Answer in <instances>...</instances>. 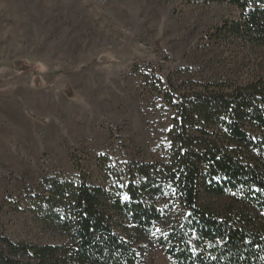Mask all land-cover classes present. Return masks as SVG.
<instances>
[{
	"label": "rangeland",
	"instance_id": "1",
	"mask_svg": "<svg viewBox=\"0 0 264 264\" xmlns=\"http://www.w3.org/2000/svg\"><path fill=\"white\" fill-rule=\"evenodd\" d=\"M238 17L215 2L0 0V242H65L33 204L48 176L107 186L112 169L164 162L165 88L257 76L254 54L217 33ZM162 228L140 243L142 264H169Z\"/></svg>",
	"mask_w": 264,
	"mask_h": 264
},
{
	"label": "trees",
	"instance_id": "2",
	"mask_svg": "<svg viewBox=\"0 0 264 264\" xmlns=\"http://www.w3.org/2000/svg\"><path fill=\"white\" fill-rule=\"evenodd\" d=\"M185 1L236 6L238 19L217 33L242 42L261 72L182 95L165 88L174 110L166 160L112 169L107 186L83 172L78 182L42 179L39 224L66 240L3 237L0 264H142L138 247L159 224L153 241L169 264H264V0Z\"/></svg>",
	"mask_w": 264,
	"mask_h": 264
},
{
	"label": "snow or ice",
	"instance_id": "3",
	"mask_svg": "<svg viewBox=\"0 0 264 264\" xmlns=\"http://www.w3.org/2000/svg\"><path fill=\"white\" fill-rule=\"evenodd\" d=\"M124 199H125V200H127V199H128V197H127V196H125V197H124Z\"/></svg>",
	"mask_w": 264,
	"mask_h": 264
}]
</instances>
